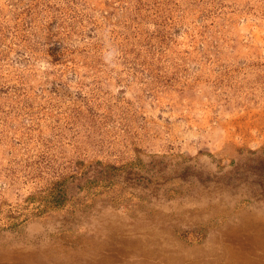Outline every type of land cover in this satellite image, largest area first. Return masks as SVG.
<instances>
[{
	"label": "rangeland",
	"instance_id": "374dc122",
	"mask_svg": "<svg viewBox=\"0 0 264 264\" xmlns=\"http://www.w3.org/2000/svg\"><path fill=\"white\" fill-rule=\"evenodd\" d=\"M0 264H264V0H0Z\"/></svg>",
	"mask_w": 264,
	"mask_h": 264
}]
</instances>
